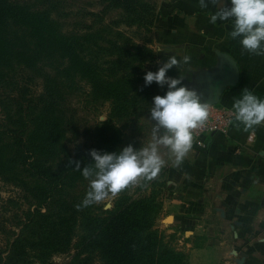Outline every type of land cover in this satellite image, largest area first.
<instances>
[{"label":"trees","instance_id":"1","mask_svg":"<svg viewBox=\"0 0 264 264\" xmlns=\"http://www.w3.org/2000/svg\"><path fill=\"white\" fill-rule=\"evenodd\" d=\"M105 1L138 24V0ZM67 17L56 14L53 0H0V181L21 193L0 204V211H12L11 227L0 228V264H53V255L70 248L64 264H188L154 229L161 210L154 196L119 195L109 210H78L74 203V188L84 192L86 182L74 162L83 169L92 164L90 150L113 153L138 116V95L149 98L157 84L138 76L155 59L152 51L119 32L92 34L93 25L76 32ZM37 79L40 93L33 89ZM73 97L84 105L109 101L110 115L89 126L86 143L70 153L66 108Z\"/></svg>","mask_w":264,"mask_h":264},{"label":"crops","instance_id":"2","mask_svg":"<svg viewBox=\"0 0 264 264\" xmlns=\"http://www.w3.org/2000/svg\"><path fill=\"white\" fill-rule=\"evenodd\" d=\"M227 2L220 0L205 8L206 23L199 28L206 35L197 47H191L187 62L198 65L204 73L210 65L219 64L225 76L231 68L224 58L228 56L237 66V82L224 89L217 104L233 108L244 88L264 99V56L242 50L239 38L229 36L231 21L212 24L207 19V14L213 15L219 7L228 6ZM196 69L190 67L187 77L180 78L184 87L189 88ZM148 118L138 122L142 135L145 131L153 133L155 121L149 123ZM249 132L254 134L251 143L247 142ZM161 133L163 129L157 135ZM160 155L173 163L166 149ZM173 172L182 178L177 184L182 192L174 190L165 202L173 216L172 225L183 230L185 237L203 242L189 250L190 259H195V264H264V125L244 131V126L234 121L227 135L208 137L205 149L192 146ZM210 209L213 214H209ZM209 215L214 217L213 223L208 221ZM185 246L190 245L185 242Z\"/></svg>","mask_w":264,"mask_h":264},{"label":"rangeland","instance_id":"3","mask_svg":"<svg viewBox=\"0 0 264 264\" xmlns=\"http://www.w3.org/2000/svg\"><path fill=\"white\" fill-rule=\"evenodd\" d=\"M138 1L141 3V8L138 11V24L129 25L128 21L131 19H129L128 14L121 8L113 7L105 0H53L56 6V14L68 16L65 20H67L71 29H76V32L83 33V31H87L84 26L93 25V28L89 29L90 31L88 30L92 34L100 33L104 37L113 38L115 33L119 32L129 38L134 44L152 51L155 59L145 63L141 69H138V76L148 71H157L171 57H175L181 63L179 67H174L168 71L167 75L170 77L182 78L183 76L184 80L187 77V74H185L186 70L190 67L197 68L196 72L191 73L194 80L189 82V88H187L195 91L202 103L210 102L214 98L213 81L215 82L223 76L221 66L219 64H212L209 66V71L204 73L199 69L198 65L191 66L190 62H183L185 56L190 57L187 53L191 47H197L198 43H201L203 37L206 35L204 31L200 30L199 25L202 26L206 23L205 13H208V11L200 6L199 0ZM89 14H93V16ZM211 16L207 14V19L210 20ZM186 46L188 49L185 48ZM42 88L41 79H37L33 86L34 91L40 93ZM166 90L167 86L161 88L157 85L149 98L143 99L142 95H138L137 103L133 106V109H136L138 112V116H136L135 122L122 131L118 143L114 146V151L112 149L113 152L119 153L120 150L129 145L135 150H139L147 147L152 142L150 131H145L144 135L138 132V122L140 118L150 116L152 98L156 95L163 96ZM66 109L68 111L67 118L70 121L66 145L68 151L73 153L76 145L86 143L87 138L84 137V132L89 126L96 120L106 121L108 119L110 115V103L109 101L101 102L99 99L94 104L84 105L80 102V97H73L67 103ZM148 122L152 123L153 121L148 118ZM163 134L161 133V135ZM162 151H164L163 147L160 148V154ZM175 169L176 167L173 166V163L165 159V165L154 179L151 181L141 180L136 185H130L119 195H124L132 200L149 195L154 196L156 201L161 204V210L155 217L154 229H157L164 235V240L170 247L187 255L188 264H195L196 260L189 257V250L197 249L203 242L197 239L191 240L190 235L185 237L186 235L183 234V230L172 225L173 216L169 213L165 204L167 199L174 195V190L177 193L182 192L177 187L178 182L182 178L177 175L174 176L175 173L173 171ZM82 180L84 181V178L80 177L79 182H83ZM88 185L89 181L86 180L84 192H80L78 187L74 188L78 192L74 196V203L76 205L81 204L83 199L80 201L79 199L86 194ZM176 196L184 197L181 194H176ZM20 197L21 193L18 189L0 181V204L8 198L20 199ZM114 200H106L99 204L90 205V207L100 206L103 210H109L112 208ZM22 208H27V206L24 204ZM208 212L209 214H213L212 209ZM11 215V210L8 213L0 211V228L1 226H6V228L11 227V223L6 221ZM208 218V221L213 223L214 217L209 215ZM79 221L80 218H78L77 224H79ZM211 228L214 229L215 225L212 224ZM13 230L17 231L15 228ZM79 231V227L77 226L75 234H79ZM185 242L190 246H185ZM208 243H212V241ZM4 245V236L0 234V247L4 248ZM73 253L74 249L70 248V252L53 255L50 260L53 264H64Z\"/></svg>","mask_w":264,"mask_h":264},{"label":"clouds","instance_id":"4","mask_svg":"<svg viewBox=\"0 0 264 264\" xmlns=\"http://www.w3.org/2000/svg\"><path fill=\"white\" fill-rule=\"evenodd\" d=\"M220 0H199L202 8L209 4L216 5ZM227 5L211 16L210 22L231 21L229 36L239 38L242 50L250 54L264 56V0H228ZM188 57L183 58L187 63ZM181 61L169 58L157 71H148L143 80L145 85L155 82L161 88L167 86L164 95L152 98L150 119L155 121L152 142L144 148L135 150L131 145L119 153H100L96 149L89 151L92 164L80 168L74 162L76 170L89 181L88 190L80 205L88 207L106 200H113L130 185L141 180L151 181L165 160L160 155V148L167 150L173 159V166H179L193 146V130L201 128L208 119V105L200 101L193 90L182 85L179 77L167 75L170 69L179 67ZM234 119L244 126V131L264 125V99L254 95L249 89L242 90V96L233 103ZM163 129V135H157ZM70 163H72L70 161Z\"/></svg>","mask_w":264,"mask_h":264},{"label":"built area","instance_id":"5","mask_svg":"<svg viewBox=\"0 0 264 264\" xmlns=\"http://www.w3.org/2000/svg\"><path fill=\"white\" fill-rule=\"evenodd\" d=\"M208 119L201 128L193 130V147L203 150L206 147V139L211 135H227L234 119V109L231 107L220 106L218 104H208ZM254 139L253 132H249L247 142L251 143Z\"/></svg>","mask_w":264,"mask_h":264},{"label":"water","instance_id":"6","mask_svg":"<svg viewBox=\"0 0 264 264\" xmlns=\"http://www.w3.org/2000/svg\"><path fill=\"white\" fill-rule=\"evenodd\" d=\"M224 58L227 59L231 63V68L226 72V75L223 76L221 79L217 81H213L214 86V98L210 101V104H217L218 100L220 98V95L224 91V89L228 86H232L237 82V74H238V69L237 66L232 60L228 58V56L224 55ZM233 79V80H232ZM231 81V82H230Z\"/></svg>","mask_w":264,"mask_h":264},{"label":"flooded vegetation","instance_id":"7","mask_svg":"<svg viewBox=\"0 0 264 264\" xmlns=\"http://www.w3.org/2000/svg\"><path fill=\"white\" fill-rule=\"evenodd\" d=\"M215 86V85H214Z\"/></svg>","mask_w":264,"mask_h":264}]
</instances>
